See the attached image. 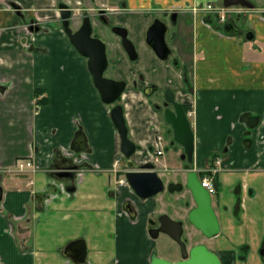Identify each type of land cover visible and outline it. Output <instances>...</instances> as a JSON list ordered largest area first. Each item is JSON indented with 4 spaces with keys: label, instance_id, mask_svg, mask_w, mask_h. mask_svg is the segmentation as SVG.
I'll return each instance as SVG.
<instances>
[{
    "label": "crops",
    "instance_id": "0c3cea01",
    "mask_svg": "<svg viewBox=\"0 0 264 264\" xmlns=\"http://www.w3.org/2000/svg\"><path fill=\"white\" fill-rule=\"evenodd\" d=\"M125 1L124 9L152 17L185 6L179 15L192 22L186 29L191 56L183 58L190 59L192 76L181 92L196 110L194 165L208 167L211 154L221 159L216 240L220 247L247 241L248 259H257L264 235V0H250L254 7L242 10L237 22L253 32L251 40L224 32L223 25L210 27L202 22L204 12L194 10L220 0ZM94 3L104 7L108 0ZM58 16L56 0H0V264L147 263L152 241L145 218L134 224L119 217V199L110 192L118 149L111 105L102 102L84 61L59 31ZM152 17L140 21L143 30ZM131 18L123 19L128 27ZM32 20L46 30L30 33V40L25 25ZM121 103L130 136L144 151L156 113L131 85ZM19 158L32 166L16 170ZM64 161L77 164L73 181L51 174ZM73 241L79 246L67 252ZM83 245L84 260L74 251Z\"/></svg>",
    "mask_w": 264,
    "mask_h": 264
},
{
    "label": "flooded vegetation",
    "instance_id": "af4514ba",
    "mask_svg": "<svg viewBox=\"0 0 264 264\" xmlns=\"http://www.w3.org/2000/svg\"><path fill=\"white\" fill-rule=\"evenodd\" d=\"M59 2H64L68 5L69 9H70V16H69V20H68V26L70 27L71 31L74 32L76 31L82 24H83V20L85 17H88V21L90 22V27H91V36L93 37H98V38H102L101 40L104 42L105 44V49H106V58H107V65L103 71V76L104 72L108 69L111 70L113 69V65L115 63V55H116V50H115V46L112 45V43L107 39V38H103L104 35V28H107L110 32H112L114 35H117L120 39L121 45L124 49V51L126 52V54L128 55L129 59L134 61L138 58V54L136 51V48L134 46L135 49V53H136V57L134 59L130 58V55L127 53V51L125 50L123 44H122V39L121 36L116 33L113 30V27L116 26H120V27H124L122 25H119L117 23H115V21L112 19V16L115 14L120 13L122 10L123 12H125L127 9H124V6L126 5V1L125 0H108V3L106 4V6L104 7H100V6H96L94 3V0H75V1H71V0H56V8L59 11V19H58V23H59V31L63 33L66 41L68 42V44L70 45L71 49L77 53L79 55V57H81L82 61H84L86 69L90 75L92 84H93V80H92V75L90 74L89 70H88V66H87V58L84 57L83 55H81L75 48L74 46L69 42L68 36L66 35L63 25H62V19H61V14H60V10L58 8V3ZM13 6L16 7V4L11 3ZM109 4H116L119 7V10H115L114 8L111 9ZM11 6V5H9ZM197 7L194 8V10L197 11H203L204 15L202 16V22H204L205 24L209 25L210 27H219L220 25H223V31H225V27L227 26L228 23H232L233 26L235 28H237L239 30V32L236 33H241L243 34V36L246 38V32L247 31H251V30H245L243 28H240L237 26V22L240 19V14H242V10L238 11L236 10V6H232V7H228L225 8L223 7L221 0L219 2H217L216 4L212 3L211 5L208 4V6H202V5H196ZM123 7V8H121ZM121 8V9H120ZM185 8V6L183 5L182 7H173V8H167L164 9L162 11L157 12L154 16H153V21L150 23L149 26H147V29L145 31V43L147 44V46L154 52V54L157 56V58H159L162 61H166L169 63V65L175 70V75L176 78H178L177 80L180 82V84L178 86H173L170 87L169 85L163 86L161 87L159 85L158 82L155 81H151V80H146V77L143 74H139L137 75L134 79L132 80H126V79H122L120 78L119 80H123L125 82V87L123 92L121 93V95L119 96V98L116 101V104L119 103L122 105V99L124 98V94L126 88H131L133 89H137L139 90L140 94L146 98L151 110L156 113V123L154 124V126H152V130H155L154 136L151 138V140H147V142L145 143L144 146V151H141V147L139 145V143L135 142L132 137L130 136L129 133V129H128V137L135 143V151L131 154L130 157L126 158L122 153H120V157L118 160V166L120 167V169H123L125 166L127 165H132V167L134 168H140L141 165L147 163L150 161V159L148 158L147 154L148 151L154 146V144L156 143L157 137L161 136V140H162V144L164 148H167L166 145V138H169V143L172 145L176 144L175 148H178L180 151V156L182 154V148L181 146L173 139V129L171 127V124L168 123L165 119V110L166 109H170L173 110L174 106L173 104H171L170 102H167V97H172V99H174L175 101H178L185 113L187 114V117L189 119V122L191 124L192 130H193V114H195L196 110L195 107L193 106V104H189L187 103L183 96H182V92L181 90L187 92L188 86H189V82L192 76V69L190 71V69L188 68V61L190 60H185L183 58L184 55L187 56L191 54L190 50H189V44L191 43V35H188L186 33V29L189 26V23L191 24L192 22L189 20V18L187 17L186 19L184 18L183 20H181L180 18V10H183ZM244 10H247V8L241 7ZM17 11H20V8L17 6L15 8ZM121 10V11H120ZM232 14H234L235 16H232ZM237 14V15H236ZM232 17V18H231ZM116 19V17H115ZM156 20H160L165 24V29H164V40L165 43L168 47V54L166 58H161L159 57L156 52L154 51V49L147 43L146 41V35H147V31L149 29V27L153 24L154 21ZM127 31V36H128V30L126 27H124ZM25 30L28 31L29 33H34V32H43L46 29H44V27H42L40 29L38 23L35 20L30 21L28 24L25 25ZM228 33V32H227ZM234 34V33H231ZM254 36V35H253ZM35 38V37H34ZM32 38V39H34ZM129 38V37H128ZM168 38V40H167ZM248 39V38H246ZM130 40V38H129ZM251 40V39H248ZM131 41V40H130ZM189 43V44H188ZM134 45V44H133ZM184 46V47H183ZM188 47V49H187ZM191 56V55H190ZM193 64V63H192ZM192 66V65H191ZM107 78H112V77H108L105 76ZM115 79V78H112ZM94 85V84H93ZM95 87V86H94ZM113 105V104H112ZM111 105V107H112ZM124 110V107H123ZM160 114L159 116L157 114ZM127 124V123H126ZM150 129V130H151ZM151 130V131H152ZM194 133V130H193ZM118 134V133H117ZM80 140V141H79ZM82 140V137L79 135L77 141L80 143ZM194 142H195V134H194ZM178 145V146H177ZM117 151L120 152V136L118 134V149ZM194 151H195V143H194ZM137 153H141V160L138 161L136 159V154ZM216 155L211 154L210 158H209V165L208 167H205L203 169H198V167H196L194 164L196 162L195 159V155L193 154V159L192 162H188L186 158L181 159V162L178 164L177 168L175 169V173L173 175V179H169L167 181V183L165 184L163 179V184L164 187L162 190H164L165 188L168 190L167 185L169 182H180L181 185H183L182 189L179 190V192H186L189 194V196H186L185 199H182L180 201L181 203V208L182 206L187 207V212L185 214V216L180 218H172L170 217L168 214L166 213H158L157 215H154L155 211H154V207L150 208V211L148 214L144 213L145 209H140L139 206V202L133 197V195L138 196L131 188L129 187H125L123 185H119L117 180L118 177L120 176V170H118L117 172L114 173V188H112L110 190V192L112 193L113 196H115L117 199H119V209L118 210V216L119 217H125L128 221H131L132 223L136 224L140 218V215L143 216L144 219V224L146 227V233L148 235V237L150 238V240L152 241V251H155L153 249H155L156 247V243L155 240L157 239V237L160 235V233L157 235V237L153 238L151 237L149 231L151 229H156L158 228L161 223L159 221V216L162 214H166L168 215L170 218L174 219V220H178V221H182V226H183V232H182V239L185 240L186 243V248L189 250L193 245L196 244H204L202 242H197V243H193L190 246L189 241H188V237H185V235H183L184 233V225L185 224H190L192 225L188 219H187V214L188 211L194 206L193 200L190 196V193L188 191V189L185 187L184 184V179H185V175H186V170L185 169V165L188 164V168L189 169H194L197 172L198 178L199 180L203 179V178H209L210 180L217 181V186L215 185V192L212 195H216L217 197V193L218 188H219V183H218V170L221 167V159L220 158H216ZM181 158V157H180ZM63 169H72L75 167V169L77 170V164L68 162V161H64L63 162ZM55 167H57L56 169L59 168V163L55 164ZM56 169H53L51 172H54ZM61 169V168H60ZM206 174V175H205ZM76 175H74L75 177ZM73 177V179H74ZM73 179H71V181H73ZM69 188H72V190H74V186L71 185L69 186ZM240 188H241V184H237L233 187V190L235 193L238 194V192H240ZM70 190V189H69ZM123 190H127L129 191V194L125 195ZM161 190V191H162ZM169 191V190H168ZM177 191V190H175ZM169 192H173V191H169ZM159 193V192H158ZM156 195V194H155ZM211 195V197H212ZM154 196V195H153ZM139 197V196H138ZM151 197V196H150ZM141 198V197H139ZM149 198V197H148ZM2 199V196H1ZM0 199V200H1ZM141 199H147V198H141ZM192 200V205H190ZM145 201V200H144ZM212 206L216 212V200L215 202L212 201ZM240 207V203L239 201L236 203L235 208H239ZM143 211V213H142ZM147 212V211H146ZM217 214V212H216ZM218 216V214H217ZM219 218V216H218ZM220 221V218H219ZM193 226V225H192ZM221 226V224H220ZM194 227V226H193ZM195 228V227H194ZM196 229V228H195ZM197 230V234H202L200 230ZM221 231V228H220ZM220 235V232L219 234ZM218 235L210 238V240L214 239V246L215 247H209L208 245L204 244L208 249H210L211 251H213L214 253H216L221 261V263L223 264V261L221 259L222 255H221V251H228L230 253H232L233 251V257L237 260V251H241L240 250V246H237V249L234 248L231 245L230 249H219V245L218 242L216 240V237H218ZM205 236V235H204ZM171 238V237H170ZM209 238V237H208ZM172 239V238H171ZM173 240V239H172ZM174 241V240H173ZM74 242V243H73ZM72 243H69L68 245H70V247L68 248V245L66 247V250H68L67 252H69L71 246H79V241H73ZM177 247V254L178 257L174 258L173 260L170 261H178L182 259V253H181V249L178 245V243L176 241H174ZM243 243V244H242ZM240 244H242L245 248L242 249L243 253L245 254V256H243L242 258H240V260H245L247 261V258L249 256V254L251 253V249L252 247L250 246V244L247 241H244ZM239 244V245H240ZM81 246V245H80ZM84 247V245H83ZM245 250V251H244ZM75 253H79L81 251V247H77L75 248ZM172 251V249H171ZM65 252V251H64ZM150 252V254H151ZM156 252V251H155ZM157 254V253H156ZM79 255V254H78ZM84 256H85V248H84V255H83V260H84ZM158 256V255H157ZM160 257V256H159ZM164 258V257H163ZM256 258L259 261V264H264V235L261 239V243L258 245L257 249H256ZM167 259V258H165ZM169 260V259H167ZM112 264H122V262H118L115 261ZM138 264V261H137ZM143 264H150V255L148 258L147 263L144 262Z\"/></svg>",
    "mask_w": 264,
    "mask_h": 264
},
{
    "label": "water",
    "instance_id": "95a60500",
    "mask_svg": "<svg viewBox=\"0 0 264 264\" xmlns=\"http://www.w3.org/2000/svg\"><path fill=\"white\" fill-rule=\"evenodd\" d=\"M223 7L240 6L247 9L254 7L250 0H221ZM62 25L69 42L84 57L87 58V66L92 75L93 84L99 93L100 99L105 104L112 105L110 109L111 120L120 136V150L129 157L135 151V143L128 137V129L125 122L123 107L116 101L124 90L125 82L107 78L103 76V71L107 65L106 49L104 42L98 38L91 36V27L88 17H85L83 24L74 32L68 26L70 9L64 2L58 3ZM165 24L156 20L149 27L146 35L147 43L154 49L156 54L161 58H166L168 47L164 40ZM113 30L121 36L122 44L130 55L131 59L136 57L133 43L127 36L124 27L116 26ZM228 33L239 32L232 23H228L225 27ZM246 38L252 39L253 32L247 31ZM167 102L173 104L174 109L165 110V119L171 124L173 129V139L181 146V159L186 158L188 162H192L194 154V133L182 105L167 97ZM186 175L184 179L185 187L188 189L190 196L194 202V206L188 211V221L206 237L212 238L220 232V221L212 206V197L208 190L202 186L197 172L189 169L188 164L185 165ZM52 175L62 179H73L75 175V167L71 170L58 168ZM125 178L132 190L141 198H148L160 192L163 187V181L157 173L155 166L151 162H147L139 169H129L125 171ZM183 185L180 182H169L167 188L169 191H179ZM70 190L72 188H69ZM2 189L0 187V199ZM161 225L156 229L149 231L151 237L155 238L159 233H164L176 241L181 249L182 259L178 261H170L163 257L157 256L155 251L150 254V264H222L218 255L208 249L204 244L193 245L189 250L186 248L185 240L182 239L183 226L182 221L174 220L166 214L159 216ZM74 243V242H73ZM71 245V244H70ZM68 245V248L70 247ZM78 254L84 255V247Z\"/></svg>",
    "mask_w": 264,
    "mask_h": 264
},
{
    "label": "rangeland",
    "instance_id": "374dc122",
    "mask_svg": "<svg viewBox=\"0 0 264 264\" xmlns=\"http://www.w3.org/2000/svg\"><path fill=\"white\" fill-rule=\"evenodd\" d=\"M239 9L244 10L243 8L240 7L236 8V10ZM46 13H49V11H46ZM142 14H148V11L141 10L139 12H131L127 10L125 13H123V15H125L124 17L118 18L119 13L112 16V19L115 21V23L126 27L128 30V37L130 38L131 42L134 44L138 54V58L134 61L130 60L128 55L124 51L119 37L117 35H114L112 32H110L107 28H104L103 38H107L112 43V45L115 46V50H116L115 63L112 67L113 69L111 70L107 69L104 72V75L115 78L117 80H119L120 78L126 80H132L137 75L143 74L146 77V80L158 82L161 87L166 85H169L170 87L178 86L179 81L177 80L178 78H176L175 70L169 65L168 62L162 61L159 58H157L154 52L145 43V39H144L145 31L147 29V26H149L150 24L147 25L143 30L140 21H143L144 20L143 18H147V17L151 18L152 16L142 15ZM129 15H133V18H131L132 24L130 27H128L127 24L123 23V19L125 20V18H127ZM232 16H234V14H232ZM115 17L118 19H115ZM152 21H153V17L150 23ZM48 26L49 25H47L46 27ZM243 27L246 28L247 25H244ZM31 35L32 34L29 33V39ZM45 44L48 46L49 44H52V42L51 41L45 42ZM127 89L129 88H126L125 91ZM157 115L159 116L160 114L158 113ZM168 139L169 138H166L167 148L164 151V154L160 157L162 163L164 162L166 165L164 169L162 167L163 170L159 174L165 184L169 179L174 178L173 175L175 173V169L177 168L178 164L181 162L180 153L179 151H177L178 148H175L176 144L175 145L170 144ZM194 153L196 156V150L194 151ZM221 192H223V188ZM186 196H189V194L186 192H179V191L169 192L166 188L160 191L159 193H157L156 195L151 196L147 199H141L138 196L133 195V197L139 202L140 209L154 207V211H155L154 215H157L159 212L166 213L174 219L180 218V216L181 217L185 216L187 212V207L182 206L181 208L180 201L182 199H185ZM215 200H216V195H212V201L215 202ZM190 201H191L190 205H192V200ZM129 222L132 223L131 221ZM197 233H198L197 230L192 225L190 224L184 225L183 235H185V237H188L189 246L193 243H197L200 241L208 245L209 247H215L213 244L214 239L210 240V238ZM155 243H156V247L153 250L156 251L158 256L167 258L169 260H173L174 258L178 257L176 244L168 235L164 233H160V235L155 240ZM242 244L240 245L232 244L233 250L234 248L237 249V246H240L241 251H237L236 254L237 260L233 257L234 255L233 251L232 253L228 251L220 252L222 255L221 259L223 261V264H259V261L257 259H253V260L252 258L248 259L249 257L247 258V261L240 260V258L245 256V254L242 251V249L245 247ZM226 248L230 249L231 245L226 243L224 244V246L219 247V249H226Z\"/></svg>",
    "mask_w": 264,
    "mask_h": 264
},
{
    "label": "built area",
    "instance_id": "2783aa9c",
    "mask_svg": "<svg viewBox=\"0 0 264 264\" xmlns=\"http://www.w3.org/2000/svg\"><path fill=\"white\" fill-rule=\"evenodd\" d=\"M160 139L161 138L158 137L157 142L155 143L156 154L162 153ZM30 165H31V163L29 161H26L23 159H18L14 166L16 167L15 169L22 171L25 167L30 166ZM120 182L125 183L124 179H121ZM201 182H202V185L209 190V192H214V185L209 178L205 177V178H203V180Z\"/></svg>",
    "mask_w": 264,
    "mask_h": 264
},
{
    "label": "trees",
    "instance_id": "16d2710c",
    "mask_svg": "<svg viewBox=\"0 0 264 264\" xmlns=\"http://www.w3.org/2000/svg\"><path fill=\"white\" fill-rule=\"evenodd\" d=\"M36 93H37V91H36ZM214 184L217 186V181L216 180L214 181Z\"/></svg>",
    "mask_w": 264,
    "mask_h": 264
},
{
    "label": "bare ground",
    "instance_id": "6f19581e",
    "mask_svg": "<svg viewBox=\"0 0 264 264\" xmlns=\"http://www.w3.org/2000/svg\"><path fill=\"white\" fill-rule=\"evenodd\" d=\"M206 175V174H205Z\"/></svg>",
    "mask_w": 264,
    "mask_h": 264
}]
</instances>
